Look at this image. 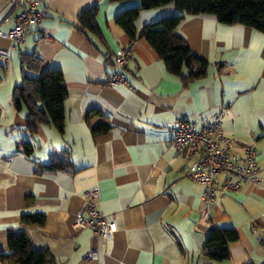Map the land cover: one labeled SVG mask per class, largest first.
<instances>
[{"label":"crops","instance_id":"obj_1","mask_svg":"<svg viewBox=\"0 0 264 264\" xmlns=\"http://www.w3.org/2000/svg\"><path fill=\"white\" fill-rule=\"evenodd\" d=\"M23 3L0 0V31L15 25ZM93 6L99 32L79 21ZM138 6L140 0H41L40 28L27 32L8 63L0 61V264H13L1 255L11 252L8 235L18 231L56 264H264V32L212 14L186 15L176 34L209 62L205 76L183 82L138 38L123 71L127 82L112 83L121 71L115 57L131 40L117 18ZM176 13L174 3L141 9L137 34ZM12 44L0 35V49ZM25 53L41 58L39 72L28 75L63 74V133L15 106ZM221 111L236 152L245 156V146L256 145L260 180L207 205L205 185L187 175L190 161L171 144L172 128L180 120L201 128ZM53 162L62 165L49 168ZM94 185L97 210L118 224L108 240L75 226L83 193ZM23 214H42L44 222L28 224ZM215 228L238 233L224 261L206 255ZM97 248L98 258L87 259Z\"/></svg>","mask_w":264,"mask_h":264},{"label":"trees","instance_id":"obj_2","mask_svg":"<svg viewBox=\"0 0 264 264\" xmlns=\"http://www.w3.org/2000/svg\"><path fill=\"white\" fill-rule=\"evenodd\" d=\"M119 1V0H111ZM141 6L125 9L117 22L129 34L131 40L144 38L162 59L167 71L177 75L183 82L198 79L208 72L209 62L194 53L189 43L176 34L186 15L212 14L227 24H244L264 32V0H140ZM174 3L179 13L162 17L144 26L138 35L135 21L141 9L159 7ZM97 6L82 12L81 24L94 32H99L95 22ZM22 79L14 92L17 108L24 104L30 117L40 123H52L61 133L65 127L64 101L68 95L60 70H50L42 75L30 76L27 71L39 72L41 58L36 53L22 56ZM105 129V128H100ZM62 164L53 162L48 167L56 168ZM22 221L43 223L42 214H23ZM238 239L233 228L212 229L206 238V255L214 261H224L230 257L229 243ZM8 246L11 252L1 255L13 264H56L48 251L33 247L31 237L26 231L10 232ZM245 264H253L247 262Z\"/></svg>","mask_w":264,"mask_h":264},{"label":"built area","instance_id":"obj_3","mask_svg":"<svg viewBox=\"0 0 264 264\" xmlns=\"http://www.w3.org/2000/svg\"><path fill=\"white\" fill-rule=\"evenodd\" d=\"M14 2V0H10ZM41 0H24L21 10L15 18V25L7 32L0 31L13 41L8 49H0V61L8 63L12 58L15 46L24 41L27 32L40 28L44 11L40 8ZM136 40H130L115 57L121 71L110 78L112 83H126L123 73L130 60ZM224 111L216 114L201 128L194 123L180 120L172 128L171 144L178 155H184L189 161L187 175L196 182L205 185L204 202L209 205L218 197L237 191L246 181L257 183L260 180V168L256 162V145L245 146L246 155L242 156L233 147L237 142L234 136L225 135L222 131ZM225 174L219 183L217 178ZM100 192L94 185L83 193L84 206L79 210L75 220L78 229H90L95 236L104 240L113 238L118 224L97 210L95 201ZM100 250L92 249L86 254L87 259H96Z\"/></svg>","mask_w":264,"mask_h":264}]
</instances>
